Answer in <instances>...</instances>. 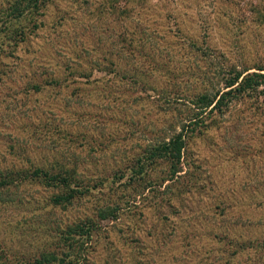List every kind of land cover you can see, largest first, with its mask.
I'll return each instance as SVG.
<instances>
[{
    "label": "rangeland",
    "instance_id": "obj_1",
    "mask_svg": "<svg viewBox=\"0 0 264 264\" xmlns=\"http://www.w3.org/2000/svg\"><path fill=\"white\" fill-rule=\"evenodd\" d=\"M13 1L0 0V171L55 158L103 180L64 209L35 182L0 194V260L86 216L74 264H264V102L188 101L232 67L264 72V0H43L24 16ZM198 111L175 169L126 167ZM100 206L115 210L97 219Z\"/></svg>",
    "mask_w": 264,
    "mask_h": 264
},
{
    "label": "trees",
    "instance_id": "obj_2",
    "mask_svg": "<svg viewBox=\"0 0 264 264\" xmlns=\"http://www.w3.org/2000/svg\"><path fill=\"white\" fill-rule=\"evenodd\" d=\"M43 0H15L13 1V6H11V13H18L21 16L26 15L33 8L39 5ZM264 11V10H263ZM261 14V18L264 17V12H258ZM21 29V33H22ZM23 38V34H21ZM260 66L256 67V70L248 71V68L236 69L232 67L230 71L226 72V76L222 79L221 87H218L212 94L204 92H198L193 97L195 99L189 98V102L194 104L195 108H207L210 111L217 110L220 111L222 106L226 105L232 99L238 97H252L254 99H261L264 102V72L261 71ZM202 111V109L200 110ZM200 112H194L191 121L187 124H181V130L170 135L166 140L162 138L153 145H147L141 151V158L128 164L126 167L135 174L146 173V159H161L166 162L169 161V169L174 168L175 163L179 161L181 147L184 142V127H188L187 132L192 131L195 127H198L203 122L201 118L198 117ZM185 131V132H186ZM67 161L63 162L57 159H53L51 163H47L45 166L40 164H29L27 168H4L0 171V194L6 199L13 192L10 191V187L17 188L21 183L35 182L42 186L47 187L51 190L48 200L51 206H60L61 209L68 208L72 205L73 201L80 196L88 193V191L95 189L94 185H101L100 178L99 181L90 183L89 178L76 175L72 168H68L65 164ZM175 169V168H174ZM119 169L115 168V171ZM174 171V170H172ZM176 171V170H175ZM117 173V172H116ZM110 184H113L116 178L122 176H116L117 174H110ZM104 177V176H103ZM107 177V176H106ZM104 177V178H106ZM96 183V184H94ZM123 197L120 202L127 203L131 201V198ZM3 198V200H4ZM15 198V197H14ZM114 203V202H111ZM115 205V204H113ZM112 205V206H113ZM121 205L116 204V207H121ZM107 206H100L98 213L95 215L97 219L100 217H105L108 213H111V209ZM82 219V220H80ZM96 226V222L86 218V216L79 218L78 221L66 224H59L55 222L49 229H52L53 235L51 242L45 249L38 252L29 258L18 259L16 262H11L9 264H74L78 262L81 255V245H77V240L74 236L78 237H88L89 232L93 227ZM7 256V255H6ZM1 259V258H0ZM0 264H8L3 260H0Z\"/></svg>",
    "mask_w": 264,
    "mask_h": 264
}]
</instances>
